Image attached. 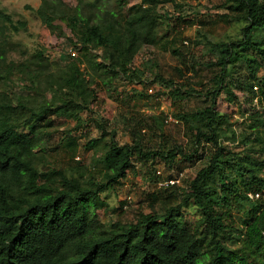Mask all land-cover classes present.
Wrapping results in <instances>:
<instances>
[{"label":"trees","instance_id":"obj_1","mask_svg":"<svg viewBox=\"0 0 264 264\" xmlns=\"http://www.w3.org/2000/svg\"><path fill=\"white\" fill-rule=\"evenodd\" d=\"M66 1L43 0L37 13L78 55L55 76L41 81L34 74L28 95L2 89L12 68L3 73L0 46V264H264V0H220L227 11L222 21L238 25L239 33L212 40L198 30L191 44L201 60L174 46L180 81L165 77L151 59L136 65L144 47L165 39L157 8L173 0H142L137 10L131 0H69L75 7ZM3 22L12 19L0 0ZM45 57L46 50L37 52L39 66ZM121 81L158 84L157 95L172 105L200 104L175 114L180 138L165 135L167 117L154 118V127L142 116L124 123L130 141L121 144L110 120H97L100 134L87 143L100 158L97 175L88 168L42 170L54 116L79 125L104 88L144 97L118 88ZM222 97L233 105L235 122L218 109ZM148 129L153 142L144 139ZM75 145L74 138L66 144L70 151ZM178 160L193 170L177 203L161 210L152 201L130 220L100 218L110 207L104 195L137 164L159 161L173 169Z\"/></svg>","mask_w":264,"mask_h":264},{"label":"rangeland","instance_id":"obj_2","mask_svg":"<svg viewBox=\"0 0 264 264\" xmlns=\"http://www.w3.org/2000/svg\"><path fill=\"white\" fill-rule=\"evenodd\" d=\"M141 1L131 0L130 6L137 10L142 7ZM1 2L4 11L10 14L12 19V22L1 23L0 27V46L6 51L7 57L3 73L7 66L12 68V75L3 81L2 89L12 92L13 96L28 95L25 85L30 84V78L34 74H40L41 77L38 79L41 81L47 74H58L78 55V50H71L65 38H58L46 28L37 13L43 0ZM66 2L72 7L76 5L69 0ZM219 2L220 0H173L161 3L157 10L164 17V25L160 32L161 35L166 34L165 39L156 46L144 47L137 56L136 65L143 67L146 61L151 59L157 62L159 70L165 77L180 81L177 68L181 63L178 56L172 52L174 46L184 54L188 56L191 54L201 60L204 56L201 55L200 49H195L191 44L198 30L206 33L212 40L228 39L230 35L237 36L239 33L238 25L222 21L221 16L227 11L218 7ZM14 27H17L18 31ZM65 31L70 35L67 29ZM40 50H46V60L43 63L45 67L39 66L35 59ZM95 52L102 54V50ZM202 72L205 78H209L212 73L206 70ZM119 84L121 85L118 88H125L127 91L136 89L137 92L144 93V97L133 96V92H130L129 96H117L120 91L110 95L104 88V92H100L102 94L98 105H92L90 110L81 114L79 125L65 117L54 116V127L44 141L42 170L56 167L76 172L80 168L85 170L88 168L97 175L100 166L96 163L100 158L95 150L87 147V143L100 134L96 127L97 120H110L109 128L116 127L117 140L121 144L130 141L124 123L130 118L140 119L142 116H147L149 123L154 127H157L154 118L167 117L168 122L163 126L165 135L180 138L177 134L178 127L175 126L177 122L170 118L175 119L174 116L179 111L200 104L197 100L190 99L172 105L171 101L157 95L160 89L158 84H132L122 81ZM218 109L221 113L231 115L233 122L237 120L233 105L224 97L219 99ZM70 138L76 139V145L71 151L66 146ZM144 139H147V142L152 139L153 142L149 129ZM99 149L102 154L103 147ZM175 166L172 169L159 161L149 162L146 166L137 164L135 170H131L120 184L104 195L110 207L109 211L99 212L100 218L104 222L119 217L130 220L139 211H148L152 201L159 203L158 207L161 210L165 203H177L176 198L180 196L179 188L186 186L187 177L193 167L182 160H178ZM190 212L192 217H199V212L194 207L190 208Z\"/></svg>","mask_w":264,"mask_h":264},{"label":"built area","instance_id":"obj_3","mask_svg":"<svg viewBox=\"0 0 264 264\" xmlns=\"http://www.w3.org/2000/svg\"><path fill=\"white\" fill-rule=\"evenodd\" d=\"M186 43H187V42H186ZM170 119L173 120V121H175V122H177V120H176V119H172V117H171ZM172 183L174 184L175 181H172ZM249 196H250L251 198H259V197H260V194H259V193H256V194H254V193H250Z\"/></svg>","mask_w":264,"mask_h":264}]
</instances>
